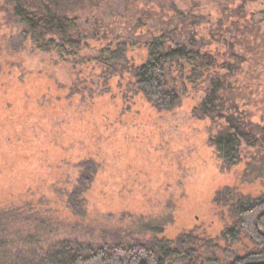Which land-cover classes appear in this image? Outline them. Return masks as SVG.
Wrapping results in <instances>:
<instances>
[{
  "label": "rangeland",
  "instance_id": "1",
  "mask_svg": "<svg viewBox=\"0 0 264 264\" xmlns=\"http://www.w3.org/2000/svg\"><path fill=\"white\" fill-rule=\"evenodd\" d=\"M174 1L185 9L190 0ZM121 4L114 8L116 19L123 17L121 12L126 15ZM193 4L202 17L200 30L211 27L215 6L206 0ZM4 17L0 13V202L28 187L34 197L49 189V197L44 194L33 202L43 200L39 206L49 216L44 248L65 239L97 243L107 232L117 231L128 240L148 239L155 236L149 229L155 228H160V238L192 231L214 237L226 221L225 210L213 202L217 192L235 187L245 195L261 193L264 181L242 185L237 179L244 169L243 156L236 168L220 167L209 143V122L197 114L207 86L197 85L194 91L176 78L177 106L157 110L129 83L127 73H120L143 59L139 48H124L126 66L118 61L114 69H104L89 52L107 41L93 36L87 40L89 49L80 54L89 59L74 63L73 70L67 62L74 59L57 61L53 53L36 52L28 43L20 47L13 42L15 49H6L4 38H18ZM262 28L258 34L264 37ZM254 36L248 39L255 43ZM256 51L239 46L235 61H230L237 81L231 77L224 83L244 89L242 100L227 99V106L254 113L258 117L253 122L264 117V46ZM76 78L81 80L78 86L72 84ZM45 93L49 102L40 97ZM49 105H54L51 113H37ZM84 160L92 161L96 172L84 188L83 202L73 208L68 195L76 181L70 170ZM39 232L48 231L43 227ZM14 238L13 247L22 248L21 235Z\"/></svg>",
  "mask_w": 264,
  "mask_h": 264
},
{
  "label": "trees",
  "instance_id": "2",
  "mask_svg": "<svg viewBox=\"0 0 264 264\" xmlns=\"http://www.w3.org/2000/svg\"><path fill=\"white\" fill-rule=\"evenodd\" d=\"M193 3L194 0H190L183 9L174 0H0V13L9 20L12 33L18 38L14 41L10 36L2 43L12 50L16 47L13 42H18L20 47L28 43L36 52L53 53L59 58L57 61L74 59L67 62L73 65L86 64L88 54L83 57L80 54L89 49L87 40L94 36L107 41L101 49L89 52L104 69H114L118 61L119 65L127 63L124 48L129 45L139 48L144 52L143 59L138 65H124L120 72L127 73L129 83L137 88L138 94L157 110L171 111L180 98L174 88L176 78L194 91L197 85L207 86L208 92L198 104L197 114L209 122V143L220 167L236 168L243 156L245 164L237 178L239 183L253 185L264 181V117L253 122L258 117L254 113L228 107L227 99L241 97L244 89L240 87L238 91L239 85L224 86L231 77L237 81L232 76L234 65L230 61H235L238 47L256 51L264 46L260 45V42L264 44V37L258 34L264 25V9H259L264 6V0H206L215 6L216 20L211 27L203 26V31L200 30L202 17L195 12ZM119 4L126 14L121 12L120 15L125 19L115 18L117 9L114 8ZM253 34L256 44L248 39ZM234 41H238L237 45ZM112 46L114 50L110 49ZM75 68L73 65L72 69ZM80 81L76 78L72 84L78 86ZM87 81L83 77V82ZM46 94L40 97L49 102ZM53 107L49 105L37 113H51ZM70 172L76 186L68 195V202L78 208L84 200V188L91 182V174L96 172L95 165L84 160ZM44 180L48 182L49 178ZM52 180L51 175L49 182ZM29 189L0 202V264H248L264 261V237L260 235L264 233V215L256 220L264 211V184L257 196L242 194L235 187L215 194L213 202L225 210L226 221L214 237L192 231L172 239L160 238L156 236L160 228H155L149 229L155 236L148 239L128 240L118 231L105 232L108 237L97 243L65 239L45 248L51 230L49 216L47 210L39 206L43 200L36 205L33 202L44 194L48 197L51 194L45 189L42 195L29 196L34 193ZM18 223L23 226L15 230L13 226ZM43 227L48 232L40 233ZM15 235H21L22 248L13 247Z\"/></svg>",
  "mask_w": 264,
  "mask_h": 264
},
{
  "label": "water",
  "instance_id": "3",
  "mask_svg": "<svg viewBox=\"0 0 264 264\" xmlns=\"http://www.w3.org/2000/svg\"><path fill=\"white\" fill-rule=\"evenodd\" d=\"M263 215H264V212L260 213V214L257 216L256 220L259 219V217H261V216H263ZM261 234H262V233H261ZM253 264H264V261H263V262L253 263Z\"/></svg>",
  "mask_w": 264,
  "mask_h": 264
},
{
  "label": "flooded vegetation",
  "instance_id": "4",
  "mask_svg": "<svg viewBox=\"0 0 264 264\" xmlns=\"http://www.w3.org/2000/svg\"><path fill=\"white\" fill-rule=\"evenodd\" d=\"M263 212H264V211H263ZM260 213H262V212H260ZM260 213H259V214H260ZM259 214H258V215H259ZM258 215H257V216H258ZM257 220H258V219H257ZM261 233H262V232H260V235H262V236L264 237V233H262V234H261ZM260 262H263V261H260ZM253 263H257V262H250V263H248V264H253Z\"/></svg>",
  "mask_w": 264,
  "mask_h": 264
}]
</instances>
